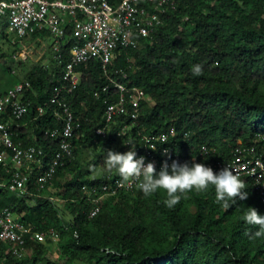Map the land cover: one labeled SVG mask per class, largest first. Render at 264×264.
<instances>
[{"label":"trees","instance_id":"16d2710c","mask_svg":"<svg viewBox=\"0 0 264 264\" xmlns=\"http://www.w3.org/2000/svg\"><path fill=\"white\" fill-rule=\"evenodd\" d=\"M161 17L162 25L137 47L114 51L107 73L97 59L77 68L80 82L64 95L78 124L72 158L57 169L45 190L37 191L35 173L23 171L36 197L19 198L0 187V209L9 208L46 239L28 236L20 258L0 240V264H264V237L254 235L259 226L242 219V207L264 215V200L250 178H241L248 198H237L228 210L214 202V189L188 193L174 209L161 203L162 194L145 197L136 189L107 196L100 212L90 217L96 186L109 175L123 179L114 170L88 178L80 162L85 148L97 153L104 166L109 150L124 153L132 148L128 140L138 156L144 137L165 134V146L179 163L227 162L238 147L253 150L264 162V0H179ZM8 35L3 31L2 36ZM27 38L52 37L44 31L22 40ZM76 42L68 25L63 60L55 58L51 47L49 64L36 65L23 80L32 84L23 95L31 103L28 114L21 121L7 117L16 142L44 151V165L59 149L60 139L51 133L61 129L62 122L55 105L39 116L37 106L49 101L63 83ZM196 64L202 65L199 75L192 71ZM111 79L143 90L146 97L136 120L128 107L129 113L119 114L101 136L96 131L104 126L107 103L118 96ZM10 179L0 162V185ZM8 194L12 197L7 200Z\"/></svg>","mask_w":264,"mask_h":264},{"label":"built area","instance_id":"2783aa9c","mask_svg":"<svg viewBox=\"0 0 264 264\" xmlns=\"http://www.w3.org/2000/svg\"><path fill=\"white\" fill-rule=\"evenodd\" d=\"M179 0H122L112 4L110 0H1L0 21L5 19L7 32L16 39L47 31L54 39L52 46L56 59L62 61V44L68 25L73 26L77 42L70 51V59L64 66L63 83L55 90L49 101L37 106V115H43L45 108L55 105V115L62 122V128L54 130L52 137L60 139L59 149L47 165H44V151L37 146H24L16 142L12 122L8 116L21 121L29 112L31 103L23 100L25 92L32 88L30 81H23L13 88L0 90V162L4 163L5 171L10 175V181L0 187L19 198L36 197L27 187L28 174L35 173L37 191L45 190L55 178L57 169L73 156L72 139L78 124L74 113L66 101L65 93H72L80 82L81 75L77 68L93 59L100 61L102 69L107 73L112 62L114 51L119 48H135L140 39L150 37L156 32L163 20L161 15L169 9H175ZM7 33V34H8ZM15 59L26 60L25 53H18ZM123 74V70H120ZM118 96L112 103H107L104 112V126L96 133L105 136L107 129L119 114H128L131 118L139 117L141 102L145 92L139 88L127 86L116 80H110ZM108 91V86L104 88ZM127 93L131 98L127 99ZM25 125H19L22 128ZM187 137V134H186ZM165 134L144 137L145 142L138 153L145 157V162H152L156 170H160L165 162L170 166L177 157L165 145L168 143ZM162 145L159 147L156 145ZM158 148V149H157ZM208 154L206 147L202 148ZM206 166L219 172L225 167L233 168L241 178H250L253 188L264 200V162L254 155L249 148L238 147L233 157L227 162H211ZM27 174H24V172ZM93 202L94 208L90 217L100 212V205L107 196H116L122 192H134L135 180L114 179L111 175L102 182ZM99 191V192H98ZM55 201V199H53ZM53 237L55 233L51 232ZM43 242L44 233L36 232L22 224L9 208L0 210V240L11 245L12 253L23 257L26 238Z\"/></svg>","mask_w":264,"mask_h":264},{"label":"clouds","instance_id":"9594fccd","mask_svg":"<svg viewBox=\"0 0 264 264\" xmlns=\"http://www.w3.org/2000/svg\"><path fill=\"white\" fill-rule=\"evenodd\" d=\"M195 75L201 74L202 65H193ZM127 144L132 148L124 153L109 150L104 159V167L108 171L114 170L123 180H135L136 188L145 196L162 194L161 203L174 209L182 200L188 199V193L207 192L214 189V202L221 208L228 210L236 204L237 198L241 201L248 198L246 184L240 175L231 167H225L219 172L203 163L167 162L156 171L152 162H145V157L137 156L133 141ZM242 219L249 225L259 226L254 233L255 237H264V215L258 214L255 208L242 207Z\"/></svg>","mask_w":264,"mask_h":264},{"label":"rangeland","instance_id":"374dc122","mask_svg":"<svg viewBox=\"0 0 264 264\" xmlns=\"http://www.w3.org/2000/svg\"><path fill=\"white\" fill-rule=\"evenodd\" d=\"M3 31L8 33L5 19L0 21V90L2 91L25 80L26 75L36 65L49 64L53 57L50 48L54 43L53 38L18 40L9 33L8 38H5L2 36ZM21 52L26 54L27 59L25 61L13 58ZM80 162L83 166V173L90 179H97L106 171L99 162L97 153L87 148L82 150ZM10 196L7 195V200L10 199Z\"/></svg>","mask_w":264,"mask_h":264},{"label":"crops","instance_id":"0c3cea01","mask_svg":"<svg viewBox=\"0 0 264 264\" xmlns=\"http://www.w3.org/2000/svg\"><path fill=\"white\" fill-rule=\"evenodd\" d=\"M11 88H13V86H11V87H9V88H7L6 90H4V91H7V90H9V89H11ZM1 210V209H0Z\"/></svg>","mask_w":264,"mask_h":264}]
</instances>
